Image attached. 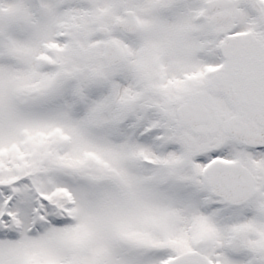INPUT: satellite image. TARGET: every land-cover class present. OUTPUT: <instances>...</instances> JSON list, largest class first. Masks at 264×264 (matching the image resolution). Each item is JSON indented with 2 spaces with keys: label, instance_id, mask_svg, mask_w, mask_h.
<instances>
[{
  "label": "snow or ice",
  "instance_id": "1",
  "mask_svg": "<svg viewBox=\"0 0 264 264\" xmlns=\"http://www.w3.org/2000/svg\"><path fill=\"white\" fill-rule=\"evenodd\" d=\"M0 264H264V0H0Z\"/></svg>",
  "mask_w": 264,
  "mask_h": 264
}]
</instances>
